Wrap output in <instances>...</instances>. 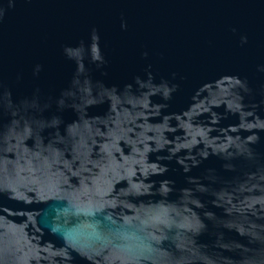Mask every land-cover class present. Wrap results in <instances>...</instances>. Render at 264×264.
I'll return each instance as SVG.
<instances>
[{
    "label": "water",
    "instance_id": "95a60500",
    "mask_svg": "<svg viewBox=\"0 0 264 264\" xmlns=\"http://www.w3.org/2000/svg\"><path fill=\"white\" fill-rule=\"evenodd\" d=\"M0 264H264V0H0Z\"/></svg>",
    "mask_w": 264,
    "mask_h": 264
}]
</instances>
